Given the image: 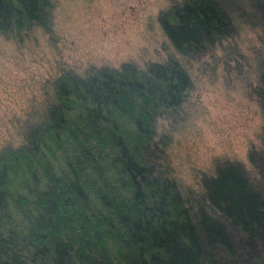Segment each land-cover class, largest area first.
<instances>
[{"label": "trees", "instance_id": "trees-1", "mask_svg": "<svg viewBox=\"0 0 264 264\" xmlns=\"http://www.w3.org/2000/svg\"><path fill=\"white\" fill-rule=\"evenodd\" d=\"M236 2L168 0L156 20L177 54L197 59L230 36ZM247 2L264 34V0ZM55 3L0 0V34L49 33ZM190 85L173 56L49 80L17 143L0 147V264H264V128L249 170L223 162L181 185L156 120L176 114ZM253 92L264 119V60Z\"/></svg>", "mask_w": 264, "mask_h": 264}, {"label": "rangeland", "instance_id": "rangeland-1", "mask_svg": "<svg viewBox=\"0 0 264 264\" xmlns=\"http://www.w3.org/2000/svg\"><path fill=\"white\" fill-rule=\"evenodd\" d=\"M236 1L230 36L197 59L177 54L157 23L168 0H56L49 33L34 27L20 41L0 34V147L17 143L20 125L61 69L82 74L90 66L142 67L173 56L191 85L176 114L156 120L157 133L170 138L171 175L193 186L223 162L249 170L247 153L264 128L253 92L264 34L247 0ZM259 254L264 261V250Z\"/></svg>", "mask_w": 264, "mask_h": 264}]
</instances>
